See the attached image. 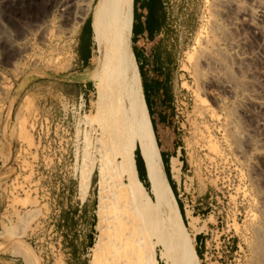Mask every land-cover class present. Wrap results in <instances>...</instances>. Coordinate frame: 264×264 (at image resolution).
<instances>
[{
    "label": "rangeland",
    "instance_id": "1",
    "mask_svg": "<svg viewBox=\"0 0 264 264\" xmlns=\"http://www.w3.org/2000/svg\"><path fill=\"white\" fill-rule=\"evenodd\" d=\"M58 1L0 0V264H91L97 239L107 249L112 235L107 229L115 225L123 235L127 231V252L142 250L150 239L173 236L154 178L149 189L143 184L134 193L128 177L123 187L110 185L107 196L113 203L98 215L97 150L101 125L111 120L101 112L96 87L89 102L80 97L79 87L64 81L80 69L75 62L79 29L92 10L95 19L97 1L78 27L62 18ZM256 3L163 0L164 27L157 29L159 13L154 14L146 41L148 49L161 52L166 68L155 72L166 95L160 150L176 142L181 157L176 158L186 162L179 179L172 172L175 159L169 160L167 173L186 231L195 255L199 234L209 238V248L226 250L230 242L225 264H264V110L259 107L264 41L243 14ZM135 27L140 28L139 21ZM95 36L96 28L94 47ZM71 82L96 86L90 70ZM87 162L92 175L85 191ZM150 202L154 206H147ZM123 241L117 247L126 253ZM23 247L30 255L18 252ZM164 250L159 242L160 264H166Z\"/></svg>",
    "mask_w": 264,
    "mask_h": 264
},
{
    "label": "bare ground",
    "instance_id": "2",
    "mask_svg": "<svg viewBox=\"0 0 264 264\" xmlns=\"http://www.w3.org/2000/svg\"><path fill=\"white\" fill-rule=\"evenodd\" d=\"M95 1H97L95 14V58L93 62L94 67L91 68L90 71H92L94 76L99 101H103L104 104L102 106L104 110L102 109L101 112L111 120V122L108 120L109 122L106 125H101L97 122V125H101L103 130V139H100L101 147L97 150V156L99 158L98 215H102L106 207L113 203L107 196L110 185L116 188H119V186L123 187L124 179L128 177L130 180V190L133 193L137 188L143 186V182L138 176L135 158L139 138L143 135L144 149L148 154L149 163L152 167L154 179L159 190V202L162 206L161 213L173 224L174 230L171 241L162 238L156 242L150 239L145 243L142 250L138 248L134 252H127L130 247L128 248V245L126 246L125 244L126 241H123V239L128 238L127 231L125 236L123 235L124 230L118 231L119 228L116 229L119 225L110 226L106 234L112 232L111 237L109 236V238L112 239L108 240V247L105 249L106 245L102 247V243L104 244V242H102L99 236L93 248L94 257L91 260V264H102L103 262V264H142L143 262L145 264H160L156 253L159 242H162L166 248L161 254L166 264H197L194 247L186 231L180 205L171 183L169 182L165 166L161 159L159 146L152 130L139 67L134 63L136 59L132 51L131 36L134 1L59 0L56 7L62 18L66 19V23H73L78 27L83 16L85 17L92 9V5ZM236 1L237 0H229V4L233 5ZM256 1V6L250 8L248 11H244L243 14L246 12V15L249 16L250 19V27L260 31L264 41V3L260 0ZM259 107L264 110V103L260 102ZM93 119L96 120L95 117ZM97 142H99V139ZM120 159H122V161H120ZM92 162H94V160ZM181 164L182 161L175 157L172 164V172L177 179H179L181 175ZM91 175L92 163L87 162L83 168L81 183L85 191ZM112 181L114 182L111 183ZM143 203L144 202H138L139 207L145 210ZM148 205L154 206L152 202L147 204V206ZM140 222H145V220H141ZM101 224L100 220L98 229H100L103 234L107 231L100 227ZM162 228H164V226ZM139 230L141 229H138V231ZM129 231L131 234V230L128 229V233ZM166 232L167 231H165V233ZM142 235L144 237V234H141V236ZM166 235L168 234L166 233ZM119 241H123L126 253H123L124 251L117 247V243H120ZM135 241L132 242L134 243ZM132 242L131 245L133 244ZM137 242L139 243V241ZM120 245L122 246V244ZM126 247L128 249H126ZM173 248L175 249L174 254L172 253ZM18 252L23 255H30L26 247L20 248ZM121 255H124L125 258ZM102 259H104L103 262Z\"/></svg>",
    "mask_w": 264,
    "mask_h": 264
},
{
    "label": "crops",
    "instance_id": "3",
    "mask_svg": "<svg viewBox=\"0 0 264 264\" xmlns=\"http://www.w3.org/2000/svg\"><path fill=\"white\" fill-rule=\"evenodd\" d=\"M135 6H138L136 14ZM156 6H159V12L156 10ZM134 21H133V42H134V51L136 56V62L139 67L141 81L143 85L145 100L147 103V107L149 110L151 126L153 133L155 134L159 151L161 153V159L163 164L167 163L169 166V160L177 156L179 159L181 158L179 155L180 147H177V143L173 142L172 147L168 148L167 150H160V139L158 138V128L159 125L165 123L166 114L162 110V106L166 100L165 89H164V82L163 78H161L156 73H161L165 70V66L161 58V52L156 50H150L147 46V34L150 32L151 18L154 14L159 13L157 17V29L159 27H164L163 17L165 16L164 7H163V0H134ZM164 12V14L162 13ZM140 22V28L136 29V24ZM94 30H95V19L94 13L88 14L84 19L83 23L80 26L79 33H78V55L75 59L76 65L80 67L79 71H76L75 74H70L67 79L64 80L68 82L71 86H77L80 90V97L85 98L87 101L91 102V95L94 94L93 90L95 86H86L82 85L79 82H71L75 80H80L81 76L85 75L87 71L93 68V57L95 53L94 47ZM154 30V28H153ZM135 35V36H134ZM85 39V41H84ZM85 42V43H84ZM83 46L85 47V51H83ZM155 65H154V63ZM155 75H154V73ZM149 80L151 83V88H147V82ZM149 95L152 98H149ZM144 143L141 138L138 141V147L136 150L135 158L137 163L138 169V176L139 179L148 183L150 182V178H154L153 171L151 169L148 154L144 149ZM174 150V152L172 151ZM184 163V162H182ZM170 168V167H169ZM167 173V172H166ZM169 179V178H168ZM170 182V181H169ZM200 218V216H199ZM2 222V220H0ZM208 233V232H207ZM206 234V233H205ZM197 246H196V256L199 258L200 262L203 261L204 264H218V262L209 256H207V248L209 247V238L206 237L204 234H199L196 237ZM4 244H7L8 240H2ZM230 241V240H229ZM202 257V261L201 258ZM18 260V259H15Z\"/></svg>",
    "mask_w": 264,
    "mask_h": 264
},
{
    "label": "built area",
    "instance_id": "4",
    "mask_svg": "<svg viewBox=\"0 0 264 264\" xmlns=\"http://www.w3.org/2000/svg\"><path fill=\"white\" fill-rule=\"evenodd\" d=\"M230 242H228L225 245V249L226 250H222L221 248H217V246H215L214 248H207V256H209L210 258L216 260L218 262V264H225L224 263V258L225 255L228 256L229 253H231V248H229Z\"/></svg>",
    "mask_w": 264,
    "mask_h": 264
},
{
    "label": "trees",
    "instance_id": "5",
    "mask_svg": "<svg viewBox=\"0 0 264 264\" xmlns=\"http://www.w3.org/2000/svg\"><path fill=\"white\" fill-rule=\"evenodd\" d=\"M137 8H138V6H135V11H136V14L138 13V11H137ZM163 14H164V12H162ZM165 15V14H164ZM163 21H165V16L163 17ZM182 161L184 162V166L186 165V162H185V160L184 159H182ZM169 168V166H167L166 167V171H167V173H168V175H170V169H168ZM94 182H96V180L94 181ZM142 182H143V184L146 186V188L147 189H149V185H148V183L147 182H145L144 180H142Z\"/></svg>",
    "mask_w": 264,
    "mask_h": 264
}]
</instances>
